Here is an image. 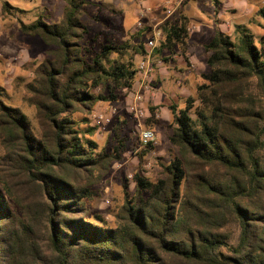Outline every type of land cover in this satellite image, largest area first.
<instances>
[{
  "label": "trees",
  "instance_id": "1",
  "mask_svg": "<svg viewBox=\"0 0 264 264\" xmlns=\"http://www.w3.org/2000/svg\"><path fill=\"white\" fill-rule=\"evenodd\" d=\"M66 2L58 22H20L47 47L25 86L36 126L0 97V264H264V41L216 33L196 98L170 107L177 155L161 178L137 174L109 220L90 209L127 140L100 149L89 116L134 91L147 46L141 30L90 40L89 0ZM189 23L161 24L154 57L187 60Z\"/></svg>",
  "mask_w": 264,
  "mask_h": 264
},
{
  "label": "rangeland",
  "instance_id": "2",
  "mask_svg": "<svg viewBox=\"0 0 264 264\" xmlns=\"http://www.w3.org/2000/svg\"><path fill=\"white\" fill-rule=\"evenodd\" d=\"M140 1L89 0L84 16L91 26L89 39L98 36L102 42L108 37L124 42L141 30L140 41L147 46L154 26L150 23L146 25ZM215 1L182 0L181 6L169 17H188L191 28L189 43L198 63H191L188 57L187 60L182 58L180 63L172 62L174 55L168 52L154 57L156 48L150 50L148 46L147 53L151 54V59L148 55L138 58L140 64L144 61L149 63L150 71L142 79L138 78L137 82L142 88L137 90L136 84L134 91H143L145 97V87L149 86L157 93L156 101L145 98L147 116L144 119L138 121L129 112L133 90L120 92L119 100L115 103H101L89 116L90 126L94 127L97 126L93 119L95 114L112 115L109 124L97 126L93 139L100 149L112 151L117 145V134L127 140L122 161L114 162L104 181L96 186L100 197L93 201L90 209L92 213H101L112 220V213L124 201L125 190L134 192L137 174L152 180L163 177V166L177 155V149L172 147L169 140L174 125L170 107L176 106L179 111L186 108L190 98H196L197 88L203 83L202 75L209 72V55L205 46L216 33L222 31L237 40V28L241 26L254 35L258 46L264 41V16L261 14L264 0H218L219 6ZM5 3L9 4V12L3 11ZM66 4V0H0V97L8 104L20 107L34 126L36 110L26 100L28 94L25 86L33 81L34 70L43 61L47 47L39 37L23 34L20 22L31 24L39 15H44L50 22H58L63 17ZM157 12L161 18L167 17L165 9L161 8ZM140 124L145 129H152L158 139L154 149L147 150L143 156L138 149ZM3 153L0 148V156Z\"/></svg>",
  "mask_w": 264,
  "mask_h": 264
},
{
  "label": "built area",
  "instance_id": "3",
  "mask_svg": "<svg viewBox=\"0 0 264 264\" xmlns=\"http://www.w3.org/2000/svg\"><path fill=\"white\" fill-rule=\"evenodd\" d=\"M182 0L172 1L171 0V6L165 8V13L167 14V17H171L175 11L181 6ZM152 38L148 42V48L150 50H154L157 48L159 43H161L164 40V34L163 31L156 27L153 30ZM149 59H151V54H148ZM140 68L143 72V74L146 76L147 73L150 71L149 63L147 64L145 61L140 64ZM148 91H152L149 86L146 87ZM132 100L129 104V112L132 114L138 121H141L147 116V110L144 108L145 98L141 94V91H132L131 96ZM154 97V93H153ZM112 116V115H111ZM111 116L102 114H95L94 115V122L95 125L98 127H103L111 122ZM139 133V141H140V148H145L150 145L156 146L158 144V139L155 134V132L151 129H145L143 128V125H139L138 129Z\"/></svg>",
  "mask_w": 264,
  "mask_h": 264
},
{
  "label": "crops",
  "instance_id": "4",
  "mask_svg": "<svg viewBox=\"0 0 264 264\" xmlns=\"http://www.w3.org/2000/svg\"><path fill=\"white\" fill-rule=\"evenodd\" d=\"M172 1L175 2L177 0H172ZM140 5H141V8L143 9V14L142 15L144 16V18L146 19V22H147L146 25H148L149 23L152 24L154 26L153 30L157 26H159L160 24H163L165 21H167L169 19V17H164V18L162 17L161 18L160 14H158L157 10H159L161 8L165 9L166 7L171 6V0H141L140 1ZM153 9H154V12H153ZM150 34L152 35V31L150 32ZM190 35H191V28H190ZM188 43H189V40H188ZM190 45H191V43H189V49H188V55H187L188 58H189V61L191 63H198L197 61H199V60L195 59L196 55L193 54V52L191 50L192 47ZM171 59H172L171 60L172 62L176 63V61H177V63H180L182 57H180L179 55H174L173 58H171ZM188 70L190 72L191 69L188 68ZM136 84H137V87H138L137 90H141L142 86L139 87V82H136ZM134 90H135V86H134ZM151 90L152 91H148L147 88L145 87V90H144L145 91L144 92L145 97L144 98L150 99L152 101H156L157 100V93L155 92V90H153V89H151ZM142 92L143 91H141V94H142ZM153 93H154V97H153ZM100 105L101 104H99V106ZM155 105H156V103H155Z\"/></svg>",
  "mask_w": 264,
  "mask_h": 264
}]
</instances>
